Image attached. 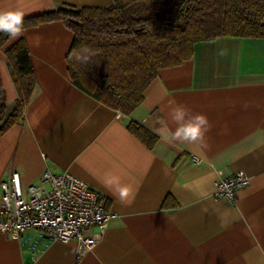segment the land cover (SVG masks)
Masks as SVG:
<instances>
[{"label":"crops","instance_id":"0c3cea01","mask_svg":"<svg viewBox=\"0 0 264 264\" xmlns=\"http://www.w3.org/2000/svg\"><path fill=\"white\" fill-rule=\"evenodd\" d=\"M112 4L0 0V11L19 9L28 17ZM22 37L36 85L19 122L0 136V182L17 171L26 190L40 184L46 170L68 172L99 192L116 217L91 249L78 250L71 239L31 252L0 232V264H264V37L194 43L191 58L161 69L130 115L72 83L67 54L74 34L62 21L24 28ZM15 40L0 47L8 112L17 92L6 50ZM177 105L190 116L208 117L203 142L173 139ZM130 121L157 137L152 148L130 132ZM219 170L250 176L247 186L235 189V202L213 197ZM111 176L130 185L134 199L114 197L115 187L105 183Z\"/></svg>","mask_w":264,"mask_h":264},{"label":"trees","instance_id":"16d2710c","mask_svg":"<svg viewBox=\"0 0 264 264\" xmlns=\"http://www.w3.org/2000/svg\"><path fill=\"white\" fill-rule=\"evenodd\" d=\"M53 20L74 34L67 54L72 83L130 115L161 69L191 58L194 43L219 36L264 37V0H113L109 7H61L24 17V28ZM10 38L0 32V47ZM78 55L87 59L78 61ZM6 58L17 99L8 112L0 78V136L19 122L36 85L22 36L7 48ZM127 127L149 148L156 143L137 122Z\"/></svg>","mask_w":264,"mask_h":264},{"label":"built area","instance_id":"2783aa9c","mask_svg":"<svg viewBox=\"0 0 264 264\" xmlns=\"http://www.w3.org/2000/svg\"><path fill=\"white\" fill-rule=\"evenodd\" d=\"M191 160L196 164L201 161L197 156ZM217 173L213 197L235 202V189L247 186L250 176L243 170L230 175L221 170ZM115 217L99 192L68 172L46 170L41 183L30 184L26 190L17 171L0 182V232L31 252L71 239L77 241L78 250L91 249Z\"/></svg>","mask_w":264,"mask_h":264},{"label":"clouds","instance_id":"9594fccd","mask_svg":"<svg viewBox=\"0 0 264 264\" xmlns=\"http://www.w3.org/2000/svg\"><path fill=\"white\" fill-rule=\"evenodd\" d=\"M24 13L19 9L0 11V32L8 34L12 39H17L24 33ZM84 51H87L85 49ZM76 59L86 60L87 57L76 56ZM171 119L176 124L173 134L175 141L184 143L203 142L204 137L211 129L208 117L204 114L197 113L189 115L187 109L177 105L171 113ZM106 186L115 187L112 193L120 202L130 201L134 199L135 192L132 187L122 184L118 176H111L106 180Z\"/></svg>","mask_w":264,"mask_h":264}]
</instances>
